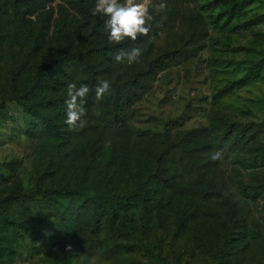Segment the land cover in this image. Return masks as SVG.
Returning a JSON list of instances; mask_svg holds the SVG:
<instances>
[{
  "label": "rangeland",
  "instance_id": "obj_1",
  "mask_svg": "<svg viewBox=\"0 0 264 264\" xmlns=\"http://www.w3.org/2000/svg\"><path fill=\"white\" fill-rule=\"evenodd\" d=\"M148 2V36L124 41L143 52L128 66L85 58L114 44L96 0H0V264H217V251L224 264H264V0ZM181 47L187 58L156 75L123 126L95 93L82 126H67L70 83L127 78ZM52 59L30 111L13 97ZM185 136L191 170L160 159ZM143 180L145 202L100 221L47 194L57 183L131 193Z\"/></svg>",
  "mask_w": 264,
  "mask_h": 264
},
{
  "label": "trees",
  "instance_id": "obj_2",
  "mask_svg": "<svg viewBox=\"0 0 264 264\" xmlns=\"http://www.w3.org/2000/svg\"><path fill=\"white\" fill-rule=\"evenodd\" d=\"M172 1L177 2L179 0ZM121 49H128L126 42H122L120 44L105 43L101 46H95L88 49L85 52V58L88 61L99 60L115 62L113 57L115 53ZM185 58H187V51L182 47L163 50L148 59L144 68L135 72L132 76L127 78L115 77L113 79L107 77L100 78L107 79L110 82V88L108 92L104 94L109 95L111 98L110 124L116 128L123 126L126 121V113L128 109L141 98L144 92L147 91L150 82L156 77V75L160 71L167 69L173 64L181 62ZM54 63H56V59H52L47 63L38 65L32 84L25 88L20 95L13 98L26 105L27 109L30 111L35 112L37 109H35L32 105H28L27 102L32 96L36 95L38 86L44 78L46 68ZM89 71L91 72V70ZM97 81L98 79L94 78L92 72L90 75H86L85 82L91 89L90 93H95ZM35 104L45 106L47 101L42 99L37 101ZM191 141L192 140H187L185 136V138H179L176 141L169 142L160 153V159H172L174 157H179L178 162L182 164L183 167L187 166L190 170L195 169L197 158H195L191 153V148L186 146V143ZM169 180L170 178L158 175L153 177L151 181L157 185L168 186ZM147 182L148 181L146 180L137 182L135 190L131 193L99 192L94 194L87 193L76 187L74 184L57 183L47 190V194L56 197L79 199L90 206L92 216L96 218L97 221H100L104 214L110 213V215H115L117 212L129 210L130 208L145 202V195L142 192L144 191L145 184ZM215 258L217 264H224L220 251L215 253Z\"/></svg>",
  "mask_w": 264,
  "mask_h": 264
},
{
  "label": "clouds",
  "instance_id": "obj_3",
  "mask_svg": "<svg viewBox=\"0 0 264 264\" xmlns=\"http://www.w3.org/2000/svg\"><path fill=\"white\" fill-rule=\"evenodd\" d=\"M166 4L161 2L155 6L157 13L162 12ZM92 14H101L107 17L105 28L108 32L109 43L120 44L126 40L136 41L140 36H148L154 16L150 12L148 0H96ZM143 55L141 48H133L130 51L119 50L113 59L118 64L131 66L140 62ZM110 82L107 79H99L95 87V98L100 100L108 92ZM91 89L87 84L77 86L75 82L68 85V99L66 104L65 123L71 128L82 126V117L85 115L86 98ZM217 158L213 156V159Z\"/></svg>",
  "mask_w": 264,
  "mask_h": 264
}]
</instances>
